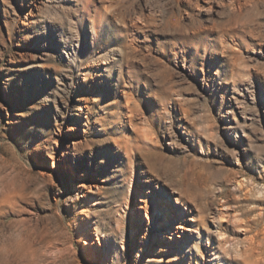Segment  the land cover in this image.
I'll list each match as a JSON object with an SVG mask.
<instances>
[{"label": "rangeland", "instance_id": "obj_1", "mask_svg": "<svg viewBox=\"0 0 264 264\" xmlns=\"http://www.w3.org/2000/svg\"><path fill=\"white\" fill-rule=\"evenodd\" d=\"M127 109L154 142L120 157L92 131ZM132 169L151 208L178 194L202 235L219 209L237 215L246 231L213 246L264 264V0H0V264H88L76 246L53 255L89 185L99 233L142 264Z\"/></svg>", "mask_w": 264, "mask_h": 264}, {"label": "bare ground", "instance_id": "obj_2", "mask_svg": "<svg viewBox=\"0 0 264 264\" xmlns=\"http://www.w3.org/2000/svg\"><path fill=\"white\" fill-rule=\"evenodd\" d=\"M85 72H88V70ZM122 117L125 118V123L117 129L106 128L97 119L95 121L97 126L92 132L100 138H108V140L113 138L116 156H127L128 149L131 151L138 149L141 153H147L148 149L146 147H150L154 139L149 136L147 129H143L144 126H140L142 127L140 130L137 127H131V130L127 129V123H130V125L132 123V110H125ZM116 133L118 134L116 135ZM133 173L134 169L126 172L123 179L125 184H127L128 190L124 213L128 217H132L133 223H146L148 232L144 236L145 242L149 240V235L152 234L150 241L146 243H148L150 247L149 253L153 257L141 252L146 245L145 242L137 250L136 256L140 257V260H144L142 264H191V261L184 263L183 259L186 255H193L194 251H199L201 259L207 258L210 264H229L224 256L225 253L216 250V246L213 245L216 243L217 249H219L223 243H226L225 232L227 229H231L232 226L235 232L246 231V224L239 221L237 215L224 208L219 209L218 214L213 217L212 225L209 228L206 227V235H202L195 223H187L188 219L194 220V217L192 215L185 217L187 214L185 203L183 204V199L178 194L169 195L164 190L155 191L153 197L155 204L151 208L150 197L147 194V196L143 195L136 189L138 184H135L133 180ZM92 193V187L89 185L87 193L80 199L76 212L69 220L70 232L74 238L68 239L66 248L56 249L54 255L52 254L54 259L61 257L65 250L72 253L75 251L76 246L80 249V253L88 264H128L130 253L129 239L124 237L121 238V241L114 242L112 238L105 237L99 233V222L93 207L95 198ZM133 196L135 200L133 203L134 210L129 212L128 208ZM137 199L144 201V203L141 204L136 201ZM173 202L175 203L174 205L172 204ZM222 221H226V224H223ZM193 232L196 233V241L194 243L189 242V236L187 235V233L193 234ZM210 235H214L216 238L209 242ZM203 241L206 245L205 247L200 246ZM193 259H195V264H200L197 257L194 256ZM132 261L136 263V260Z\"/></svg>", "mask_w": 264, "mask_h": 264}]
</instances>
